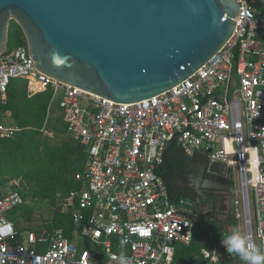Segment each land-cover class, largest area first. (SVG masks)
I'll return each mask as SVG.
<instances>
[{
  "label": "built area",
  "instance_id": "built-area-1",
  "mask_svg": "<svg viewBox=\"0 0 264 264\" xmlns=\"http://www.w3.org/2000/svg\"><path fill=\"white\" fill-rule=\"evenodd\" d=\"M238 3L234 33L216 55L169 91L134 103L40 73L27 44L0 55V100L13 78L27 80L29 96L51 89L50 105L58 106L66 136L83 151L74 175L79 186L57 193L53 206L72 216L71 238L63 227L19 232L8 213L26 200L18 191H0V264H172L176 246L191 243L198 221L192 201L175 199L161 174L172 145L223 165L233 187V217L264 256V0ZM7 118L0 121V138L20 130ZM47 124L39 130L53 137ZM230 256L233 264H248ZM224 259L218 244L202 249L193 264Z\"/></svg>",
  "mask_w": 264,
  "mask_h": 264
},
{
  "label": "water",
  "instance_id": "water-1",
  "mask_svg": "<svg viewBox=\"0 0 264 264\" xmlns=\"http://www.w3.org/2000/svg\"><path fill=\"white\" fill-rule=\"evenodd\" d=\"M238 14V0H0V55L13 20L37 71L134 103L206 64L232 37Z\"/></svg>",
  "mask_w": 264,
  "mask_h": 264
},
{
  "label": "trees",
  "instance_id": "trees-1",
  "mask_svg": "<svg viewBox=\"0 0 264 264\" xmlns=\"http://www.w3.org/2000/svg\"><path fill=\"white\" fill-rule=\"evenodd\" d=\"M23 44H26L23 32L20 26L11 20L7 49ZM51 97V89L29 96L27 80L24 78H13L9 81L6 99L0 100V121L8 115L7 119L14 122L20 130L11 137L0 138V186H6L9 181H13L10 190L18 191L26 200L8 213L19 232L23 230L19 220L31 221L33 206L45 201L52 210V217L43 225L48 229L63 227L67 237L71 238L72 216L59 212L53 206L57 193L67 195L79 186L74 175L81 169L83 151L76 140L66 136L58 106L54 105L58 115L54 122L48 119ZM45 122L48 123V129L54 132L53 137L60 135L59 143L53 144L50 137L40 132L39 129ZM172 157L171 154L170 158ZM223 227L218 220L200 221L198 218L194 223L191 243L187 246H176L172 264L200 262L202 249L212 250L217 244L228 250L224 243L227 237L222 233L226 228ZM232 232L233 230L228 236ZM229 259L225 253L222 264H233Z\"/></svg>",
  "mask_w": 264,
  "mask_h": 264
},
{
  "label": "flooded vegetation",
  "instance_id": "flooded-vegetation-1",
  "mask_svg": "<svg viewBox=\"0 0 264 264\" xmlns=\"http://www.w3.org/2000/svg\"><path fill=\"white\" fill-rule=\"evenodd\" d=\"M171 154L174 156L170 160ZM161 172L170 194L175 197L189 195L200 201L201 204H195L196 216L197 213L202 216L204 205L213 208L231 201L233 187L230 175L222 164L210 162L204 153H194L189 156L178 146H169ZM211 211H206V215Z\"/></svg>",
  "mask_w": 264,
  "mask_h": 264
},
{
  "label": "rangeland",
  "instance_id": "rangeland-1",
  "mask_svg": "<svg viewBox=\"0 0 264 264\" xmlns=\"http://www.w3.org/2000/svg\"><path fill=\"white\" fill-rule=\"evenodd\" d=\"M57 110L54 109V107H51L50 109V115H49V120L54 122V119L57 117ZM44 135V134H43ZM51 141L53 144H57L60 141V135H58L57 137H50ZM13 181H9L8 184L6 186H0V191L1 192H5L6 190L9 191L10 188V184H12ZM235 188H239V180H237V183L234 185ZM52 217V210L49 208L48 204L43 201V202H39L36 204V206H33V216H32V220L29 222L23 221L22 219H20V227L22 229H26V228H37L40 226H44L43 223L46 220H49ZM234 228H238L240 233H244V227H243V223L242 221H233L232 222V229ZM234 254H236V256L239 258V261L244 262V260H242L241 256L237 253L234 252Z\"/></svg>",
  "mask_w": 264,
  "mask_h": 264
},
{
  "label": "crops",
  "instance_id": "crops-1",
  "mask_svg": "<svg viewBox=\"0 0 264 264\" xmlns=\"http://www.w3.org/2000/svg\"><path fill=\"white\" fill-rule=\"evenodd\" d=\"M51 107H54V104H52L51 103V105H50V109H51ZM172 147H173V145H172ZM173 151V150H172ZM173 156H174V154H172ZM172 158H170V160H171ZM167 160V159H166ZM164 164V163H163ZM231 185H232V183H231ZM218 192V191H217ZM233 192V189H232V191H231V193ZM218 197H219V195H218ZM192 203H193V208H194V210H195V202L194 201H192ZM199 204H201V203H199ZM199 204H197V205H199ZM217 206H219L218 208H217ZM216 207H209L208 205H204L203 206V208H202V216L201 215H199L198 213H197V219L199 218L200 219V221L202 220V219H204V220H211V221H216V220H218L220 223H222L223 224V228H226V229H224L223 231H222V233H223V235L225 236V237H227L228 236V234L233 230L232 229V222L233 221H237V220H235L234 219V217H233V205H232V203H231V201L229 202H226V203H224V204H222L221 206L220 205H217ZM208 210H212L211 212H209V215H206V211H208ZM214 211V212H213ZM208 213V212H207ZM193 234H194V230H193ZM241 235H242V233H241ZM218 245V244H217ZM217 245H215V246H217ZM214 246V247H215ZM221 247H222V249H224L223 250V253H224V256H225V253H227V255H228V257H230V259H229V261H232L233 262V259H232V257L229 255V253L228 252H230V251H228V250H226V248L223 246V245H220ZM234 253V252H233ZM236 255V254H235ZM237 257V256H236ZM238 258V257H237ZM239 259V258H238ZM225 260V259H224ZM224 262V261H223Z\"/></svg>",
  "mask_w": 264,
  "mask_h": 264
},
{
  "label": "clouds",
  "instance_id": "clouds-1",
  "mask_svg": "<svg viewBox=\"0 0 264 264\" xmlns=\"http://www.w3.org/2000/svg\"><path fill=\"white\" fill-rule=\"evenodd\" d=\"M224 243L227 245L228 251L239 254L248 264H264V256L257 253L251 238L241 235L238 228L233 229Z\"/></svg>",
  "mask_w": 264,
  "mask_h": 264
},
{
  "label": "bare ground",
  "instance_id": "bare-ground-1",
  "mask_svg": "<svg viewBox=\"0 0 264 264\" xmlns=\"http://www.w3.org/2000/svg\"><path fill=\"white\" fill-rule=\"evenodd\" d=\"M34 87H36V84L35 85H33ZM37 88V87H36Z\"/></svg>",
  "mask_w": 264,
  "mask_h": 264
}]
</instances>
